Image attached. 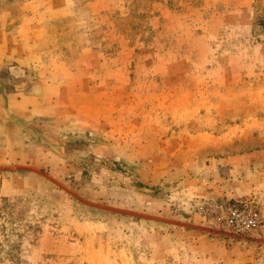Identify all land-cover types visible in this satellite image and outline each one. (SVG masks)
<instances>
[{
  "label": "rangeland",
  "instance_id": "obj_1",
  "mask_svg": "<svg viewBox=\"0 0 264 264\" xmlns=\"http://www.w3.org/2000/svg\"><path fill=\"white\" fill-rule=\"evenodd\" d=\"M31 1L0 27L36 5L35 72L65 89L0 119V264H264L216 226L237 201L264 222V0Z\"/></svg>",
  "mask_w": 264,
  "mask_h": 264
},
{
  "label": "crops",
  "instance_id": "obj_2",
  "mask_svg": "<svg viewBox=\"0 0 264 264\" xmlns=\"http://www.w3.org/2000/svg\"><path fill=\"white\" fill-rule=\"evenodd\" d=\"M32 2L34 4L37 1L32 0ZM56 8L58 9V6ZM36 14L41 15L36 5L26 11L13 8L6 10L4 23L0 27V70L6 69L9 76L7 89L0 93V119L11 120L15 128L23 122H34L40 118L46 120L50 119L49 117L52 118L54 114L56 115L60 104L55 100L52 103L50 100H52V96L58 94L60 87L62 92L65 89L63 76H60V71L63 70L62 63L56 69L55 80L48 81L45 79V75L39 73L40 71L35 72L36 69L41 70L43 61L40 45L46 36L43 31L44 26L41 21L36 19ZM51 122L45 121L39 125L41 131L49 135L48 138H54L51 134H59L54 131L58 126L57 121ZM1 124H3L2 121ZM17 133L19 134V132ZM59 136L62 137L59 139L61 142L74 141L79 137L75 132L69 136L60 133ZM87 141L93 142L88 138ZM95 150L96 147L92 149L94 154H96ZM111 156L112 154H109L104 157ZM61 162L64 169L63 175H65L67 168L72 170L73 166L62 158ZM67 165L69 166L67 167ZM139 195L144 196L145 194ZM163 211L162 213H158V211L155 215L163 217Z\"/></svg>",
  "mask_w": 264,
  "mask_h": 264
},
{
  "label": "built area",
  "instance_id": "obj_3",
  "mask_svg": "<svg viewBox=\"0 0 264 264\" xmlns=\"http://www.w3.org/2000/svg\"><path fill=\"white\" fill-rule=\"evenodd\" d=\"M216 226L225 241H250L260 245V254L264 256V222L251 202L237 201L221 207Z\"/></svg>",
  "mask_w": 264,
  "mask_h": 264
}]
</instances>
